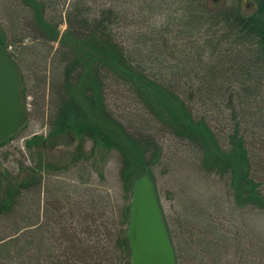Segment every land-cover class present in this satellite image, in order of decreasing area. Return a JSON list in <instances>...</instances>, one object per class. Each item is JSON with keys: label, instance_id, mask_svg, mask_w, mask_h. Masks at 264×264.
I'll list each match as a JSON object with an SVG mask.
<instances>
[{"label": "rangeland", "instance_id": "374dc122", "mask_svg": "<svg viewBox=\"0 0 264 264\" xmlns=\"http://www.w3.org/2000/svg\"><path fill=\"white\" fill-rule=\"evenodd\" d=\"M74 3L0 0V37L5 38L8 52L22 70L28 90L23 100L27 104L28 123L0 147V169L15 176L22 169L35 167L40 157L52 169L59 168L56 172L36 174V179H41L42 192L37 202L36 197L26 199L22 216L29 218L38 202L43 214L49 189L64 187L63 194L68 198L71 196L68 187L84 185L87 197L100 202L102 208L96 215L106 223L114 243L121 228L119 213L123 206L131 207L132 195L124 191L122 181L133 183L135 177L146 174L156 191L175 264H264V77H257L256 81L254 77L242 78L239 67L243 63L239 60L246 54L247 46L242 47V38L226 25L223 17L225 13L230 19L231 11L234 15L242 13L241 17L247 16L257 34L264 37V0H75ZM111 8L116 13L111 42L98 33V37H90L93 34H82L77 40L71 37L69 27L82 20L83 10L85 18L95 20L86 26L85 33L102 24L100 20L111 17L112 12L108 11ZM103 10L107 12H100ZM54 19H59L55 21L56 27L51 24ZM10 20H18V24L11 26ZM139 20L148 22L150 31L156 29L162 34L165 59L161 60L168 74L164 73L171 78L174 73L178 79L177 98L185 112H181L177 102L167 104L161 95H154L147 88L144 80L145 86L140 85L135 75L123 74L113 64L111 57L118 50L129 54L126 48L136 45L131 37L136 26L142 27ZM30 21L44 26L46 43L24 39L29 35ZM19 40L23 41L12 44ZM62 41L68 43L67 49L60 50ZM250 47L248 44L251 51ZM73 50L78 53L77 58ZM182 59L190 61L191 67H199L184 71ZM73 61L79 63L81 74L72 90L74 99L88 122L103 131L121 153L106 152L99 147L88 162L72 163L77 141L71 134L53 141L50 146L56 145L45 150L26 149V141L34 137L45 140L49 134L51 97L38 105L30 95L35 93L36 81L42 76L48 80L59 78L63 66L67 68ZM144 64L149 65L146 69L150 71V60ZM122 76L127 81L121 80ZM227 76L230 81L225 79ZM36 90L38 95L47 94V89ZM227 93H232L233 99ZM145 94L160 108L149 103ZM175 128H185L199 136L209 157L206 167L225 163L232 172L224 177L202 170L198 153L176 138ZM85 147L84 152L88 153L90 143ZM123 161L126 167L121 172ZM4 190L5 187L1 188L0 193ZM45 220H41L45 246L58 249L59 238L52 231L47 233ZM29 222L30 219H19L17 224L22 228ZM12 224L13 220L1 223L0 237L11 233L6 228ZM120 257L123 261L124 256ZM18 261L10 263L19 264ZM0 264L6 263L1 260Z\"/></svg>", "mask_w": 264, "mask_h": 264}, {"label": "trees", "instance_id": "16d2710c", "mask_svg": "<svg viewBox=\"0 0 264 264\" xmlns=\"http://www.w3.org/2000/svg\"><path fill=\"white\" fill-rule=\"evenodd\" d=\"M74 1L75 0H73V5H75ZM76 6H78V4ZM108 11L112 12L111 17H113L114 21H112L113 19L111 17L104 18V20H100L102 24H97V28L92 30L87 29L88 31L86 30L84 33L86 26L92 25L95 20H91L89 16L85 18L83 10L80 15L82 20L75 22V26L69 27L71 29V37L73 36L75 40H77V37H82V34L85 36L93 34V36L90 37H98V33L105 36L108 42H111L112 25L116 24V19L114 18L116 17V13L112 8ZM100 12H107V10ZM240 14L234 15L231 11V13H229L231 18L229 19L228 15L224 13V22H226V25L228 24L233 27V30L242 38V47L243 45L247 46L246 54L239 60L243 63V65L239 67V69L242 68L241 70L243 71L241 74V76H243L242 78L246 77L247 80H251L250 77H254L253 80L256 81L257 77H264V37H260L257 34L256 28L252 27V21L250 22L247 16L242 15L241 17ZM56 20L59 21V19ZM56 20L54 19V22L51 24L54 23L55 25ZM125 20L126 19H124L123 22ZM141 21L142 20H139V22ZM9 22L11 26H14L18 20L16 22L10 20ZM43 27L44 26H41V24H37V22L34 23L30 21L27 27L29 35L24 36V39L31 38V41L34 43H46L47 36H45L46 31ZM134 29L135 33L131 38L134 37L136 45H129L126 48L129 54L118 50L119 52L111 57L113 64L117 65L118 68L124 72L123 74L129 76L135 75L140 85L144 84L142 83L144 80L146 86L148 85L147 88L150 89L154 95H161L164 102H167V104L177 102L181 112L182 110L185 112V109L181 108L182 104L177 98L178 88H176L175 85L178 84V79L174 73L172 74L174 78L169 77L171 76L170 74L166 75L168 74L165 71L167 66L161 60L162 57L165 59L164 52L161 50L162 34H160V31H156V29H151L150 31L148 22L146 21H142V27L136 26ZM23 40L12 42V44L18 45ZM66 44L68 43L62 41L60 50H62V48L67 49L68 46H66ZM248 44L252 46L250 47L251 51L248 48ZM0 45L4 49L8 48L5 38L0 37ZM70 51H72L71 48ZM241 53L238 55H241ZM77 55L78 53L74 52L76 58ZM10 57L13 59L11 54ZM146 60H150L151 62L150 71L146 69L149 65L145 66L144 64ZM13 61L16 63L15 59H13ZM182 62H184V64L182 63L183 67L181 68L184 71L191 72L193 68L199 67V65L191 67V62L186 59H182ZM231 64H233V62ZM16 66L21 73L23 97L25 100L28 96L27 83L17 63ZM78 66L79 63L73 61V64H69L67 68L63 66L59 78L48 80L42 76V78H39L40 80L36 81V85H34L35 93L30 95L36 98L38 105L44 102V98L51 97L49 99L50 114L47 119L49 121V134L45 140L34 137L25 142V147L28 150L35 147L40 150H45V147L49 148L56 145L54 143V145L50 146L53 144V141L56 142L60 139H64L66 135L69 134L75 135L77 143L74 150H72L74 153L72 152L71 155V162L75 164L78 162H88L99 147L106 152L115 150L121 153V150L118 149L115 143H113L103 131L97 130L96 126L94 127L88 122L83 109H81V106L72 95V90L75 89L74 84H78V81L81 79ZM208 66L210 68V65ZM155 68H158L156 73H154ZM184 71L183 73H185ZM56 74H58V72ZM224 76L225 75L222 77L223 79ZM125 77L126 76L121 77L123 78L121 80L124 82L127 81ZM209 77L211 79V75H209ZM225 79L230 81V76L225 77ZM204 82H206L205 79ZM210 86L213 85L210 83ZM36 89L41 91L47 89V94L38 95L39 93H36ZM220 89H222V87ZM142 90L146 91L147 89ZM219 95L223 98L225 97L224 94ZM227 95H230L233 99L232 93H227ZM251 96L254 97L256 95L251 94ZM144 98H146L149 103L157 106L147 95ZM157 107L160 108V105ZM180 115L187 116L185 113H180ZM161 118L164 119V117ZM189 119L190 124L194 125L191 118ZM175 136H177L176 138L180 139V141H185L190 145L194 153H198L197 155L201 163L200 168L202 170L206 171L207 169L209 172H213L215 176L219 175L224 177L228 175L229 172H232L229 171L230 166L225 163L217 164L216 166L210 165L208 166L209 168L206 167V163L209 162V157L206 152L207 149L201 146V139L196 134H191L185 128H175ZM4 143H2L0 147H2ZM88 143H90V150L88 153H85L84 148H86L85 146H87ZM124 162L125 161H123L121 166V172L125 170L126 167ZM58 169L59 168L52 169L51 164H44L43 158L41 157L38 163L35 164V167L22 169L21 172L15 176H11L8 172L0 169V189L5 187L3 193H0V225L6 220H13V224L6 228L11 233L5 237H0V261L3 260L6 264H9L12 260H20L18 261L19 264H131V249L130 246H128L126 235L129 225L130 208H128V206L126 208L123 206V209L119 213L121 222L118 223V225H121V228L117 230V237L113 243L111 241L112 236L108 232L106 223L101 221L96 215L97 211L101 210L102 206L97 200L87 197L86 192L82 189L84 185H79V187H74L73 189L68 187L71 198H67L63 194L64 187H59L57 190L49 189L45 193L47 197L45 199L46 203L43 214L40 211V204L38 202V208L28 216L29 218H24L22 216L25 210L26 199L36 197L37 202L42 192V189H39L41 187V179H36V174L42 172L46 173L49 170L56 172ZM24 178L27 179L24 180ZM122 182H124L125 185L124 191H128L132 195V183L128 181ZM79 188L81 189L80 192L77 190ZM43 190L45 191V189ZM43 218H46L43 224L47 225V233L52 231L59 238V240L56 241L59 250L52 246H45L46 239L43 237V228L41 226V220ZM19 219L22 221L24 219H30V222L27 226L21 228L17 224ZM117 229H119V227ZM78 235H82V237ZM50 241L54 242L53 239H50ZM56 250L59 254H56ZM120 255L124 256L123 261Z\"/></svg>", "mask_w": 264, "mask_h": 264}, {"label": "water", "instance_id": "95a60500", "mask_svg": "<svg viewBox=\"0 0 264 264\" xmlns=\"http://www.w3.org/2000/svg\"><path fill=\"white\" fill-rule=\"evenodd\" d=\"M22 100L20 71L0 45V145L28 123L27 106ZM132 181L131 215L126 234L131 264H175L153 182L146 174Z\"/></svg>", "mask_w": 264, "mask_h": 264}]
</instances>
